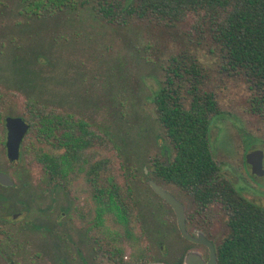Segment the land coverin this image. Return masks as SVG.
<instances>
[{
  "label": "trees",
  "instance_id": "16d2710c",
  "mask_svg": "<svg viewBox=\"0 0 264 264\" xmlns=\"http://www.w3.org/2000/svg\"><path fill=\"white\" fill-rule=\"evenodd\" d=\"M0 9L15 19L12 27L17 35L23 30L36 36L34 47L0 48V85L20 91L24 98L25 111L16 116L36 130L37 142L45 148L39 147L33 156L43 170V184H52L56 191L65 193L77 180L84 181L85 199L95 203L100 220H117V233L127 236L125 240L118 238L116 249L105 252L115 264H181L182 256L170 248L160 230L151 241L165 244L163 251L158 247L148 257L149 249H142L133 262H122L121 243L136 246L138 240L133 233L139 229L141 240L145 233L136 189L142 178L158 186L165 180L188 191L196 207L204 210L212 186L211 172L219 168L210 143L211 122L219 112L215 95L208 90L209 67L200 59L209 56L216 60L220 74L240 80L248 112L264 114V0H0ZM85 27L104 38L108 32L139 36L142 29L170 36L181 29V39L188 45L167 53V64H155L158 77L148 75L157 85L149 94L152 115L144 113L146 117H140L134 111H125L127 100L118 97L120 109L115 122L118 130L126 129V137L110 133L108 126L96 130L80 110H54V104H64V96L57 99L43 95L45 86L40 75L45 68H53L57 43L65 41L66 35L70 44L77 42L84 36ZM148 50L153 47L144 45L135 51L143 64L152 63L146 58ZM5 98L0 93V109L9 111ZM79 101H83L81 95ZM137 127L136 137L148 145L152 141L157 151L144 163L140 162L143 152L137 151L141 157L132 156L129 166L125 157L128 150L122 145ZM163 139L167 144L161 147ZM106 142L112 145L117 164L106 157L92 156L95 147ZM26 148L30 153L29 145ZM143 168L149 171L148 177ZM146 189L144 202L148 204L154 197L156 206L151 205L164 214L168 206L147 182ZM85 205L71 207L78 220L87 210ZM196 207L190 215L186 213L187 220H195L192 212ZM150 213L154 227L158 220H166ZM234 216L237 220H229L228 237L217 248V264H264V209L243 201ZM160 225L168 226L169 222Z\"/></svg>",
  "mask_w": 264,
  "mask_h": 264
},
{
  "label": "rangeland",
  "instance_id": "374dc122",
  "mask_svg": "<svg viewBox=\"0 0 264 264\" xmlns=\"http://www.w3.org/2000/svg\"><path fill=\"white\" fill-rule=\"evenodd\" d=\"M13 20L15 19L8 17L6 22L0 21V33L5 29L11 30L12 28L13 32H16L13 35L16 36L17 30L12 27ZM181 32L182 30L179 29L176 33L167 36L155 34L151 29H142L139 31V36H133L132 34H127V32L116 34L108 32L104 38L102 35L100 37L99 32L96 34L93 29L85 27L84 36H81V39L73 44H70L71 39L66 35L65 41L57 43L59 47H57L55 57H53V68H45L40 75V80L45 86L43 95H46V98L55 96L57 99L64 96V106L62 108L64 113L80 110L81 116L92 123L96 130L98 128L104 129L108 126L110 133L126 137V129H123V131L118 130L115 122V115L120 109L117 103L118 97L127 100L125 111H134L140 117L142 115L144 117V113L152 115L153 107L149 94L157 89V85L155 79L148 75L153 74L158 77V73L155 72V66L160 63L162 65L167 64L169 59L165 55L188 46L181 39ZM30 34H32V31ZM67 34L69 35V33ZM17 36L19 37L16 38H20V40L25 39V37L21 38V34ZM20 44L27 45V47L30 46L29 41H23ZM32 45L33 47L36 46L37 41L32 43ZM144 45L153 47V50H148L146 53V58L151 60L153 64H143L138 60L135 51L138 48L141 49ZM200 60L206 68L209 67L208 90L214 93L219 112L213 118L210 126V143L214 160L222 168L228 166L232 169H240L243 157L248 151L260 149L264 152V114L259 115L248 112L247 97L240 80H237L236 77H226L223 73L220 74L216 60L211 59L209 56L202 57ZM51 77L54 83L50 82L52 80L50 79ZM0 93L7 97L5 98L7 105H5L10 107L9 111L4 109L5 115H22L23 111H25L23 109V96H20L12 89H3V85H0ZM80 95L83 98L81 102L79 101ZM132 123L135 124V121L132 120ZM138 128H135L136 131H131L127 135L128 138L125 140L127 143L122 145L125 150H128L125 157L129 166L131 165L132 156L136 159L137 156L140 158L142 155L140 162L144 163L146 158L153 157L157 151L152 141L148 145L146 140L136 137L135 132H138ZM166 144L164 139L161 140V147ZM36 147L37 149L39 147L44 148L38 142ZM137 151L143 153L138 155ZM92 156L95 158L106 157L112 160L114 164H117L115 151L109 142L95 147ZM6 169L12 173L16 183L22 180L21 176L26 171L28 174L27 179L32 185L41 184L42 169L39 164L34 162L33 156L30 157L27 154L15 162L6 160ZM143 169L144 171L146 170V177H148L149 171L146 168ZM141 181L136 192L140 202L139 205L142 207L140 212L142 216L141 222L145 230L144 234H146L147 241L145 240V242L149 249L148 257L151 252L155 254L158 251V247L161 251L165 248V244L154 245L153 241H151V236H155L159 230L161 234L159 235L166 243H169L170 248L174 252L177 253L179 249L189 250V246L183 243L177 234L176 222L172 211L165 208L164 214L157 213L153 207L156 206L154 197L150 198L151 201L148 204L144 202L143 199L147 193L146 179L142 178ZM85 191V184L82 179L77 180L69 191L65 193L58 191L54 199V220L59 216L61 210L68 206V199H70L71 207L73 205L80 206L87 202ZM151 211L157 213L161 219L166 217L169 225L162 226L160 223L166 220H158V226L155 224L157 227H154L152 224L154 221L150 220ZM69 219L78 220L74 211L70 213ZM133 234L138 240L136 246L132 243V246L121 247L124 257L127 258L125 261L128 263L134 261L135 254L142 250L145 244L144 240L140 238L139 229H136ZM195 250L200 252L204 258H207L208 255L205 251L200 248H195ZM102 264L113 263H107L103 259Z\"/></svg>",
  "mask_w": 264,
  "mask_h": 264
},
{
  "label": "flooded vegetation",
  "instance_id": "af4514ba",
  "mask_svg": "<svg viewBox=\"0 0 264 264\" xmlns=\"http://www.w3.org/2000/svg\"><path fill=\"white\" fill-rule=\"evenodd\" d=\"M7 12L0 9L1 22H6V18L8 19ZM14 33L16 32H13L12 28L0 33V48L27 47L20 44L23 41H29V47H33L32 43H36L34 32L28 36L23 30L19 31L18 35L21 34V38L25 37L24 40L16 38L19 36L14 37ZM16 92L21 96L20 91ZM63 106L64 104L62 106L54 104L52 107L54 110H61ZM7 117L22 119L16 115H5L4 108L1 107L0 174L7 175L14 185L0 184V264H102L103 259L107 263L114 264L116 261L110 259L105 252L117 248L118 238L125 240L124 238L127 237L123 233H117V220H100L96 205L91 199L83 203V205L87 203L88 207L80 220L69 219L72 212L70 199L67 200L68 206L63 208L54 220V199L58 192L54 186L44 185L43 177L40 179V185H32L27 179L26 171L21 174L20 182L16 183L13 179L12 173L6 169V160L10 162L6 151ZM22 121L27 125V130L19 143L18 159L27 154L30 157L34 156L37 149L36 130L30 129L25 120ZM28 144L30 153L26 148ZM250 148L252 149L251 146ZM259 151L262 153L263 172L254 173L246 164V156L251 152ZM240 167V169H232L228 166L222 168L219 165L218 169L212 170L213 176L209 179L212 186L209 187L203 211L196 207L188 191L175 185L171 186L165 180L160 186L183 205L186 231L193 237L201 233L212 244L215 264H217L219 243L229 234V220H237L234 213L238 205L247 201L264 209V152L260 149L248 151ZM148 181L149 179L146 180L147 184ZM164 203L167 205L165 201ZM193 206L196 207L195 212H192L195 220H187V215H190ZM168 208L171 210L169 206ZM176 230L180 240H184L177 225ZM142 239L145 243L143 249H147L146 234H142ZM184 241L182 242L189 246V250L177 249V254L182 256V262L187 253L198 252L195 248L202 249L209 256V249L206 246ZM124 246L132 245L121 243V247ZM198 253L203 257L200 252ZM208 256L203 257L204 261L208 260ZM126 259L122 250V262Z\"/></svg>",
  "mask_w": 264,
  "mask_h": 264
},
{
  "label": "water",
  "instance_id": "95a60500",
  "mask_svg": "<svg viewBox=\"0 0 264 264\" xmlns=\"http://www.w3.org/2000/svg\"><path fill=\"white\" fill-rule=\"evenodd\" d=\"M6 128L8 131L6 141L7 159L10 162H15L18 159L19 143L27 130V125L20 118L7 117ZM165 166L168 165L167 152L164 153ZM262 153L251 152L246 156V164L254 173H262ZM146 173V170H145ZM0 184L4 186H13L14 182L5 174H0ZM150 189L160 199L165 201L173 211L176 218V225L181 237L193 244L204 245L209 249L208 260L204 261L203 257L198 252H189L184 258L182 264H215V255L212 244L208 242L204 235L198 233L196 237L190 235L185 229L184 207L180 204L168 191L158 186L152 180L148 181ZM146 264H165L163 262H149Z\"/></svg>",
  "mask_w": 264,
  "mask_h": 264
}]
</instances>
